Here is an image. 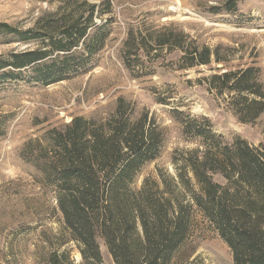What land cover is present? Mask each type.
Instances as JSON below:
<instances>
[{
    "label": "trees",
    "instance_id": "trees-1",
    "mask_svg": "<svg viewBox=\"0 0 264 264\" xmlns=\"http://www.w3.org/2000/svg\"><path fill=\"white\" fill-rule=\"evenodd\" d=\"M241 1L220 0L209 11L234 14ZM110 13V0H61L27 30L0 24V37L37 43L0 55V86L21 81L49 86L81 72L105 44L108 21L97 20ZM185 43L172 27L129 32L123 63L130 69L131 56L158 57L164 50L180 53L179 70L226 61L220 46ZM198 83L242 124H254L264 114L257 68L216 73ZM171 115L196 147L175 150L173 172L157 169L139 188L137 176L159 156L164 132L147 110L135 114L123 98L105 117L77 116L23 144L19 157L32 170L34 193L25 198L30 218H60L55 233L40 232L34 264H103L101 245L112 264H203L196 252L206 234L226 245L233 264H264V144L229 142L204 118L175 109Z\"/></svg>",
    "mask_w": 264,
    "mask_h": 264
},
{
    "label": "rangeland",
    "instance_id": "rangeland-1",
    "mask_svg": "<svg viewBox=\"0 0 264 264\" xmlns=\"http://www.w3.org/2000/svg\"><path fill=\"white\" fill-rule=\"evenodd\" d=\"M60 1L0 0V24L27 30L43 14L54 12ZM110 1L111 13L97 20L99 25L108 21L105 44L81 72L49 86L25 81L0 86V263L6 259L8 264H34V245L40 232L58 230V216L30 218L25 198L34 193L32 170L19 152L28 140L60 128L74 117H105L118 98L130 103L135 114L147 110L153 116L164 132L163 146L159 156L140 170L136 188L144 178L155 177L157 169L173 172L175 150L196 147L173 120L174 109L206 119L212 132L226 141L241 138L252 146L264 144V114L254 124H242L226 110L221 98L198 83L216 73L253 67L260 70L264 88V0H242L236 13L218 15L211 14L209 8L220 0ZM167 27L182 33L187 43L195 41L212 49L220 46V56L226 61L179 70L180 53L164 50L158 57L155 52L131 56L130 69L124 65L123 43L129 32L145 34ZM36 46L0 37V55ZM140 69L146 75L137 77ZM100 248L103 264H112L106 248ZM73 256L79 261L77 252ZM196 256L203 264H233L229 249L212 234L199 240Z\"/></svg>",
    "mask_w": 264,
    "mask_h": 264
}]
</instances>
